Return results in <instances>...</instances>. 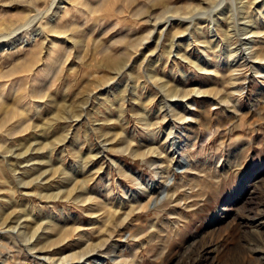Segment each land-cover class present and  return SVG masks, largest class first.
Wrapping results in <instances>:
<instances>
[{
  "label": "rangeland",
  "instance_id": "1",
  "mask_svg": "<svg viewBox=\"0 0 264 264\" xmlns=\"http://www.w3.org/2000/svg\"><path fill=\"white\" fill-rule=\"evenodd\" d=\"M50 3L0 0V264H264V0Z\"/></svg>",
  "mask_w": 264,
  "mask_h": 264
},
{
  "label": "bare ground",
  "instance_id": "2",
  "mask_svg": "<svg viewBox=\"0 0 264 264\" xmlns=\"http://www.w3.org/2000/svg\"><path fill=\"white\" fill-rule=\"evenodd\" d=\"M245 1V0H244ZM61 2V0H51V3H50V7L49 8H51V7H53V6H55V5H57V3H60ZM218 3V2H217ZM218 5V4H217ZM216 6V5H215ZM213 8H215V7H213ZM213 8L211 9V10H213ZM197 15V14H196ZM212 16V15H211ZM35 17H37L36 15H34V16H31L27 21H26V23H25V25L24 26H28V24H30V22L35 18ZM173 19H175V17H172V16H170V17H167V19L164 21V27H165V25L167 24L168 25V23H170L171 22V20H173ZM163 20V19H162ZM210 21H211V19H210ZM162 22V21H161ZM159 23V22H158ZM252 23V22H251ZM47 24V23H46ZM19 27V26H18ZM21 27V26H20ZM49 27V26H48ZM163 27V28H164ZM16 29V28H15ZM209 29H211V31H210V33H212L211 35L212 36H214L215 34H213V32H214V28L212 27V23H211V25H210V28ZM18 31H19V29H18ZM157 32V31H156ZM14 34L15 33H17V31H15V32H13ZM40 32H33L30 36H31V39H34L36 36H38V34H39ZM255 33V32H254ZM253 33V34H254ZM152 34V31H150L149 32V34H148V36H146L145 38H149V37H151L150 35ZM4 35H2V37H3ZM0 37H1V35H0ZM1 37V38H2ZM68 37V36H67ZM159 39H160V37H159ZM146 40V39H145ZM248 40V39H247ZM246 43V47L244 46V51H243V53L242 54H244V57L242 58V59H244L243 61H242V63H243V65L244 66H251V65H254L255 64V62L256 61H254L255 59L256 60H258V59H261V58H264V50L263 49H254V40L253 39H250V40H248L247 42H245ZM263 43V42H262ZM241 44V43H240ZM174 45V44H173ZM241 51V50H240ZM197 65V64H196ZM202 68V67H201ZM235 79V78H234ZM13 109V108H12ZM20 112V111H19ZM9 113V112H8ZM10 114V113H9ZM12 114V113H11ZM16 114V113H15ZM122 114V113H121ZM1 116V115H0ZM13 116H16V115H14L13 114ZM139 117V116H138ZM7 118V117H6ZM13 118V117H12ZM15 119V118H14ZM169 121V120H168ZM0 126H2V124L0 125ZM3 127V126H2ZM173 127H170L169 129H168V131H167V137H174V136H172L173 135V132H174V128L172 129ZM11 129V128H10ZM171 139V138H170ZM2 140V139H1ZM172 142H174V141H172ZM172 146V145H171ZM4 151V150H3ZM103 151V150H102ZM102 151H99L100 153H102ZM110 151V150H109ZM135 152H137V150H135L134 151V153ZM138 154V153H137ZM11 155V154H10ZM134 155V154H133ZM104 158V157H103ZM116 161V162H115ZM114 162L118 165V171L120 172V171H122L124 174H125V176H128L129 178H131V179H134V180H136L137 178H138V176H139V173H138V171H136L135 169H124L123 168V165H122V163L118 160V159H115L114 160ZM177 162V161H176ZM123 169H124V171H123ZM121 172V173H122ZM165 188V187H164ZM167 188V187H166ZM158 193V192H157ZM171 195V194H170ZM88 197V196H87ZM92 200V199H91ZM82 202V201H81ZM89 202V201H88ZM89 204V203H88ZM88 207H89V205H88ZM254 209V208H253ZM260 212V211H259ZM92 214V213H91ZM261 215H262V213H261ZM95 217V216H94ZM262 219V218H261ZM98 220V219H97ZM258 222V221H257ZM55 225V224H54ZM43 239V238H42ZM259 251V250H258ZM201 253H205V250L204 251H202ZM99 256H97V259H96V263L97 264H102V262H103V258L101 259V258H98ZM203 257V256H202ZM84 261V260H83ZM95 263V262H94ZM104 263V262H103Z\"/></svg>",
  "mask_w": 264,
  "mask_h": 264
}]
</instances>
